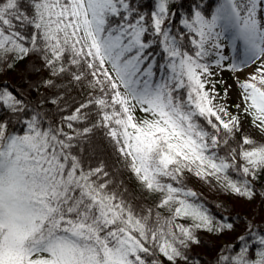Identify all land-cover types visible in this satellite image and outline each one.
<instances>
[{
    "label": "snow or ice",
    "instance_id": "1",
    "mask_svg": "<svg viewBox=\"0 0 264 264\" xmlns=\"http://www.w3.org/2000/svg\"><path fill=\"white\" fill-rule=\"evenodd\" d=\"M169 5L154 0L142 11L134 0H0L3 70L35 54L52 77L71 74L81 83L91 76L87 87L98 93L60 125L45 126L39 112L21 118L24 102L0 86V264H200L189 255L202 243L198 233L219 237L234 224L190 201L198 194L184 186L185 171L247 202L264 201V191L252 187L264 175V0H220L210 18L196 10L181 19L187 31L175 34ZM225 38L243 51L229 69L239 74L243 114L255 130L236 147L230 142L241 131L240 116L213 104L215 85H206L215 73L203 62ZM157 44L162 63L148 51ZM217 55L219 67L227 57ZM250 65L257 66L240 79ZM43 83L56 87L53 79ZM89 105L101 119L74 128L88 120L81 109ZM137 110L151 118L138 120ZM99 127L108 129L141 190L158 196L155 211L138 210L114 190L103 163L84 165L81 144ZM251 228L236 238L237 252L227 255L232 245H222L212 264H264V234Z\"/></svg>",
    "mask_w": 264,
    "mask_h": 264
},
{
    "label": "trees",
    "instance_id": "2",
    "mask_svg": "<svg viewBox=\"0 0 264 264\" xmlns=\"http://www.w3.org/2000/svg\"><path fill=\"white\" fill-rule=\"evenodd\" d=\"M219 2L220 0L174 1L170 6L173 11L169 25L172 32L174 34L180 30L186 32L187 30L183 29L180 21L184 18L190 19L195 10L202 11L209 18ZM134 3L142 11L151 10L154 6V0H134ZM185 43L187 44V42ZM148 51L155 55L158 63L163 62V53L158 44ZM215 61L216 58L212 55L206 57L204 60L209 65L214 64ZM65 66L70 67L71 71L77 74L83 70L77 69L76 66L67 64ZM0 73L6 78L5 81L0 82V86L8 87L26 106V111L21 114V118H30L34 111L39 112L45 117V126L48 122H51L53 126L60 125L63 117L73 114L77 107L81 104H87L90 99L98 94L87 87V79H92L91 76H88L81 83L75 82L71 74L52 77L48 69L43 67V61L35 54L26 57L11 70H3L0 67ZM48 79H53L56 87H45L43 81ZM52 100H56L57 102L53 104ZM81 112L82 114H87L88 120L83 123L73 122V126L76 129H81L84 126L91 127L92 124L101 119L97 115V108L94 105L81 109ZM3 115L4 110L0 108V116ZM12 119L14 121L13 128L15 132L20 133L23 125L15 123V117H12ZM201 123H204L202 119ZM62 127L65 132L72 133V130L68 129L66 124H63ZM206 130L213 131L210 126H206ZM107 131L108 129L104 127L94 128L88 134L87 140L82 142L81 146L84 148V152L81 153V159L84 165L86 167H96L103 163L105 170L109 173V177L113 180L111 187L114 190L121 193L138 210L141 208H152L155 211L158 196L141 190L135 175L126 167L124 158L115 150V142L111 141V138L106 135ZM241 136H243L241 131L236 133L235 139L230 142L232 147L237 146V143L241 140ZM227 150V147H224L219 154L225 155ZM230 175L234 179L238 178L234 172L230 173ZM183 182L187 189H192L198 194L196 198H189L190 201L201 204L217 222L233 223L242 229L240 235L245 234L247 225L251 223V232L264 234V201L259 196H257L258 201L256 206L253 207L246 200L223 191L212 178H209L206 182L203 179L197 178L193 173L185 171ZM172 183L174 186H179L175 182ZM252 187L257 193L264 191V175H261L258 180L254 181ZM245 212H250L253 216L247 218ZM198 235L202 243L192 245L189 255L194 260H198L200 264H212L214 258L217 256L218 249L222 245H232L231 250L225 252L227 255L234 254L240 247V242L236 239L240 235H232L226 232L224 234L227 238L226 243H220L212 237L213 235L204 232H200ZM247 240L251 243L252 237L248 236Z\"/></svg>",
    "mask_w": 264,
    "mask_h": 264
},
{
    "label": "rangeland",
    "instance_id": "3",
    "mask_svg": "<svg viewBox=\"0 0 264 264\" xmlns=\"http://www.w3.org/2000/svg\"><path fill=\"white\" fill-rule=\"evenodd\" d=\"M176 1V0H170V5ZM215 11V9H214ZM213 11V12H214ZM170 12L173 14V11L170 8ZM195 12V11H194ZM173 16V15H172ZM211 17V16H210ZM209 17V18H210ZM222 47L218 50H211L212 56L216 58V60L219 58L217 53L219 55H223L227 57L226 60L221 62V65L218 67L216 66V63L209 65L210 71L215 73V75L211 77H207L211 83L206 85V90L211 89L213 85H215V93L218 94L216 96V99L213 101L214 105H219L225 107L228 112H230L233 115L240 116L241 119V132L243 135H253L255 136V130L252 128L250 120V117H247L243 114V109L245 108V102L242 99V96L240 95V89L237 86L236 82V76L239 75L237 73H233L229 69V65L232 63H239V60L243 57V51L240 47L239 42H237V49L233 51L230 42L225 38L222 40ZM215 52V53H214ZM214 53V54H213ZM210 56V55H209ZM204 62V61H203ZM260 62H257V65ZM257 65H250L249 67H242V75H240V79H244L245 75L248 73H251ZM6 78L0 73V82L5 81ZM225 90H227V95L225 96ZM212 93H210L211 95ZM236 105H240V108H237ZM222 118L227 120L228 117L225 116L223 113H220ZM137 119L141 118H151L150 116H147V114L140 112L137 110L136 112ZM257 140L259 138L257 137ZM258 201V198L256 197L253 199L249 204H251L253 207L256 206ZM245 216L247 218H251L253 215L250 212H245ZM230 223V222H228ZM232 235H240L242 233V229L236 225H234V230L231 232H228ZM215 240H218L220 243H226L227 238L226 235L217 237L212 236Z\"/></svg>",
    "mask_w": 264,
    "mask_h": 264
}]
</instances>
